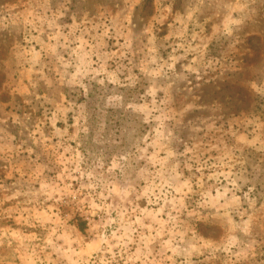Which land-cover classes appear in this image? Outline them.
<instances>
[{"label": "rangeland", "instance_id": "374dc122", "mask_svg": "<svg viewBox=\"0 0 264 264\" xmlns=\"http://www.w3.org/2000/svg\"><path fill=\"white\" fill-rule=\"evenodd\" d=\"M0 264H264V0H0Z\"/></svg>", "mask_w": 264, "mask_h": 264}]
</instances>
